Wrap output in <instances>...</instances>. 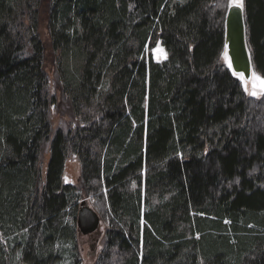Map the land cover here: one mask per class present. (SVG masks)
Listing matches in <instances>:
<instances>
[{"label":"trees","instance_id":"obj_1","mask_svg":"<svg viewBox=\"0 0 264 264\" xmlns=\"http://www.w3.org/2000/svg\"><path fill=\"white\" fill-rule=\"evenodd\" d=\"M230 6L0 0V264H82L84 197L107 225L97 264H264V93L223 59ZM244 7L264 77V0ZM45 18L75 118L55 133ZM72 153L79 186L65 181Z\"/></svg>","mask_w":264,"mask_h":264},{"label":"rangeland","instance_id":"obj_2","mask_svg":"<svg viewBox=\"0 0 264 264\" xmlns=\"http://www.w3.org/2000/svg\"><path fill=\"white\" fill-rule=\"evenodd\" d=\"M236 3L244 6V0H231V4ZM40 36L45 42V61L44 65L46 68V71L49 76V93L51 96L57 95L58 101L55 106H53L50 110V117L53 124V133H55L58 129L63 128L68 129L72 124H75V118L72 113V109L70 107V103L68 102L67 98H63L62 89L60 88V81L59 76L56 70L58 59L60 56V53L58 51H55L52 43H51V37L48 29V22L45 19H42L40 21V29H39ZM225 54V52H224ZM167 51L162 46L161 43L157 45V47L154 49V58L156 61H164L167 58ZM229 57V56H228ZM223 59L226 63L229 64V60L225 59V55L223 56ZM257 75H259L262 80H264V77L254 69V71ZM243 87L245 90V86H247V91L249 95L253 91H256L258 95L260 96L264 93V87L261 86L260 82H254L251 78L250 80H242ZM254 96V95H251ZM75 126V125H74ZM51 142L52 139H50L48 142H46L43 146V153L41 156V168H42V175L45 177L48 161L50 158V152H51ZM82 172V165L77 155L70 154L66 170H65V181L67 183H72L75 185H80V176ZM83 202H86L88 206L92 207L98 214L99 212L94 207L92 199L90 200L89 197H84L83 199L80 198L78 200V210L81 207V204ZM101 218L100 227L97 229V231L90 233L89 235L81 234L79 231V249L80 254L82 257V264H97L98 257L100 256V253L103 251V244H104V234L107 229V225L103 221L102 216L99 214ZM225 231H228V233L231 235L232 238L235 237L234 229L233 227H230V223L226 220L225 221ZM255 231L261 232L264 231L262 228H257ZM15 264H25L22 260V255H18L15 259ZM60 264H71L70 259L65 258V260Z\"/></svg>","mask_w":264,"mask_h":264},{"label":"water","instance_id":"obj_3","mask_svg":"<svg viewBox=\"0 0 264 264\" xmlns=\"http://www.w3.org/2000/svg\"><path fill=\"white\" fill-rule=\"evenodd\" d=\"M231 4L226 17V46L235 74L243 73L250 80L254 71V61L248 43V28L245 7ZM99 214L83 202L78 214V228L81 234L89 235L100 227Z\"/></svg>","mask_w":264,"mask_h":264},{"label":"snow or ice","instance_id":"obj_4","mask_svg":"<svg viewBox=\"0 0 264 264\" xmlns=\"http://www.w3.org/2000/svg\"><path fill=\"white\" fill-rule=\"evenodd\" d=\"M237 7H243L242 3L240 4H237L236 5ZM225 59L229 60V67H231V60L230 58L228 57V52H227V46H225ZM237 75H239L240 79L241 80H244V74L243 73H238ZM252 79L254 82H260L261 86L264 87V80H262V78L257 75L255 72H253V75H252ZM245 91H247V86H245ZM251 95H258V93L256 91H253L250 93Z\"/></svg>","mask_w":264,"mask_h":264}]
</instances>
